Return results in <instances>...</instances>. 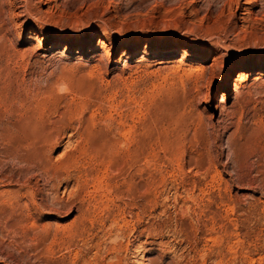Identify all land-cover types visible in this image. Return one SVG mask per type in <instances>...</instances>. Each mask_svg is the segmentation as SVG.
<instances>
[{
    "label": "rangeland",
    "instance_id": "1",
    "mask_svg": "<svg viewBox=\"0 0 264 264\" xmlns=\"http://www.w3.org/2000/svg\"><path fill=\"white\" fill-rule=\"evenodd\" d=\"M0 264H264V0H0Z\"/></svg>",
    "mask_w": 264,
    "mask_h": 264
},
{
    "label": "bare ground",
    "instance_id": "2",
    "mask_svg": "<svg viewBox=\"0 0 264 264\" xmlns=\"http://www.w3.org/2000/svg\"><path fill=\"white\" fill-rule=\"evenodd\" d=\"M239 77L242 79V77H243V74H241ZM240 78H239V79H240Z\"/></svg>",
    "mask_w": 264,
    "mask_h": 264
}]
</instances>
